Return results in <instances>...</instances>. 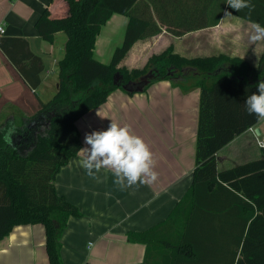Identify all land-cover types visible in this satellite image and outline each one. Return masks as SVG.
Returning a JSON list of instances; mask_svg holds the SVG:
<instances>
[{"label":"crops","instance_id":"obj_1","mask_svg":"<svg viewBox=\"0 0 264 264\" xmlns=\"http://www.w3.org/2000/svg\"><path fill=\"white\" fill-rule=\"evenodd\" d=\"M250 2L255 7L249 14L247 8L239 12L230 9L226 0L149 1L148 7L160 30L136 40L118 65L129 70L142 68L151 55L171 47L174 53L188 59L220 54L241 58L255 66L264 51V43L250 44L249 35L253 22L264 24V0ZM154 5L159 9L157 14ZM45 7L51 16L66 11L64 0H0L1 34L25 39L29 50L42 62L40 82L37 87L30 88L0 50V123L32 115L40 102L50 99L57 89V63L63 56L66 36L58 31L52 41H47L38 34L35 21ZM225 10L233 16L225 17ZM127 22L126 15L113 13L103 23L95 38V59L105 63L110 60L114 48L122 42ZM175 30L182 33L175 35ZM199 83L200 78L192 74V69H184L173 79L155 80L145 90L133 94L117 88L102 104L77 118L75 124L81 147L58 170L54 180L57 193L81 211V216L68 219L62 231V264L139 263L145 259L146 246L128 241V231L156 227L155 236L165 238L173 230V222L165 225V221L187 192L195 165ZM111 121L129 126L149 146L153 170L157 173L154 182H138L122 189L114 183L112 170L101 169L96 173L97 178H93L80 166L81 149L88 147L85 135L106 130ZM253 129L259 132L254 133ZM262 133L264 120L258 119L235 135L215 153L216 169L221 171L264 159L256 141ZM256 173H264V167ZM229 199L236 200L230 195ZM210 211L217 217L216 230L226 225L232 232L240 230L243 223L240 217L246 213V209L234 206L214 207ZM155 241L150 245L148 264H160L168 249L162 243V251L161 241ZM230 246L234 244L227 242V247L232 248ZM236 259L237 256L233 264ZM183 262L203 264V259L186 258ZM0 264H48L44 225H13L0 238ZM212 264L221 263L217 257H212Z\"/></svg>","mask_w":264,"mask_h":264},{"label":"trees","instance_id":"obj_2","mask_svg":"<svg viewBox=\"0 0 264 264\" xmlns=\"http://www.w3.org/2000/svg\"><path fill=\"white\" fill-rule=\"evenodd\" d=\"M149 1L64 0L63 14L51 16L45 7L36 19L35 28L44 40L52 41L55 32L65 33L64 52L57 63L53 96L40 102L32 115L0 123V238L15 224L41 223L48 264H62V231L68 219L81 216V211L57 193L54 180L81 147L75 121L117 88L133 94L155 80L173 79L184 69H192L200 83L191 184L165 221V225L174 224L165 238L155 236L156 227L126 233L128 241L146 246L145 259L132 264H148L150 245L155 240L168 247L160 264H184L186 258L195 257H201L203 264H212V257L221 264H227L228 259V264H233L235 256V264H264V173H256L264 167V159L221 171L215 163L219 148L258 121L247 112L244 102L264 80V51L254 66L220 54L188 59L167 47L151 55L142 68L119 67L136 40L160 30ZM153 10L156 14L159 11L155 5ZM113 13L126 15L128 22L121 44L105 63L94 58L93 49L100 27ZM0 50L30 88L38 86L41 58L29 50L25 39L0 34ZM139 75H148L140 89L123 88L138 81ZM9 129L15 130L11 144L4 140ZM229 195L236 200L231 201ZM220 206L246 209L240 217L247 224L246 230L243 223L237 232L228 231L226 225L216 230L217 217L210 210ZM227 242L234 246L228 248ZM160 247L163 251V245Z\"/></svg>","mask_w":264,"mask_h":264},{"label":"clouds","instance_id":"obj_3","mask_svg":"<svg viewBox=\"0 0 264 264\" xmlns=\"http://www.w3.org/2000/svg\"><path fill=\"white\" fill-rule=\"evenodd\" d=\"M227 6L239 12L245 8L249 14L254 10L250 0H226ZM232 12L225 10V17H231ZM250 44L264 43V25L253 22L249 35ZM256 93L247 96L244 104L250 115L264 120V80H260ZM14 129H9L4 136L6 143L11 144ZM258 130L253 129V132ZM85 144L82 148L83 158L80 166L93 178L101 169H110L115 177L114 183L120 188L130 187L139 183L146 184L157 179V173L153 170V154L146 142L135 135L127 125L121 126L111 121L106 130L93 131L85 135Z\"/></svg>","mask_w":264,"mask_h":264},{"label":"water","instance_id":"obj_4","mask_svg":"<svg viewBox=\"0 0 264 264\" xmlns=\"http://www.w3.org/2000/svg\"><path fill=\"white\" fill-rule=\"evenodd\" d=\"M147 76L148 75L143 76L142 79L139 80V81L128 82L127 84L123 85V88H125V89H135V90L140 89L145 84ZM256 130H258V129H256ZM258 132H259V130L257 131V133Z\"/></svg>","mask_w":264,"mask_h":264},{"label":"built area","instance_id":"obj_5","mask_svg":"<svg viewBox=\"0 0 264 264\" xmlns=\"http://www.w3.org/2000/svg\"><path fill=\"white\" fill-rule=\"evenodd\" d=\"M3 32L2 25H0V34ZM257 145L258 147L262 150V153H264V133H262L258 138H257Z\"/></svg>","mask_w":264,"mask_h":264},{"label":"rangeland","instance_id":"obj_6","mask_svg":"<svg viewBox=\"0 0 264 264\" xmlns=\"http://www.w3.org/2000/svg\"><path fill=\"white\" fill-rule=\"evenodd\" d=\"M142 77H143V76H140V75H139V77H138V79H137V80H138V81H139V80H141V79H142Z\"/></svg>","mask_w":264,"mask_h":264}]
</instances>
